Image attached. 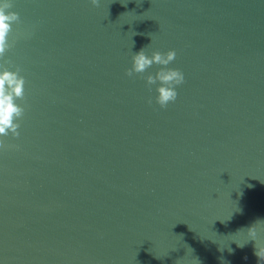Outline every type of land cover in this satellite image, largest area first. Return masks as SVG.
Segmentation results:
<instances>
[{
  "label": "water",
  "instance_id": "obj_1",
  "mask_svg": "<svg viewBox=\"0 0 264 264\" xmlns=\"http://www.w3.org/2000/svg\"><path fill=\"white\" fill-rule=\"evenodd\" d=\"M12 3L27 99L0 137V264H257L264 0ZM145 46L185 75L166 108L126 74Z\"/></svg>",
  "mask_w": 264,
  "mask_h": 264
},
{
  "label": "clouds",
  "instance_id": "obj_2",
  "mask_svg": "<svg viewBox=\"0 0 264 264\" xmlns=\"http://www.w3.org/2000/svg\"><path fill=\"white\" fill-rule=\"evenodd\" d=\"M90 3L99 7L101 0H90ZM13 8L12 0H2L0 2V137L20 136V121L26 112V77L22 74L21 66L16 65L8 57V52L13 48L14 41H10V34L13 32L14 24L21 22L20 14L10 9ZM142 47L138 52L132 54V66L126 70L129 77L136 74L144 76L147 86L151 89L152 85H156V103L161 108H166L170 103L175 102L178 97L177 88L185 82L183 71L178 68L167 67L176 59L177 53L175 49L167 52L155 50L148 55ZM160 65L154 74L148 72L153 65ZM148 103H152L149 98ZM4 139H0V149H4ZM264 225V219L258 218L251 225L247 226V232L254 241V255L257 257V264L264 262V245L257 243L258 228ZM243 230V229H241ZM248 241V242H249ZM243 246V245H240Z\"/></svg>",
  "mask_w": 264,
  "mask_h": 264
}]
</instances>
